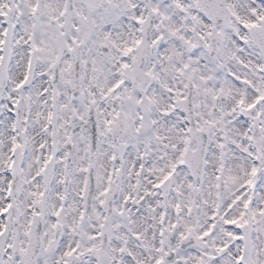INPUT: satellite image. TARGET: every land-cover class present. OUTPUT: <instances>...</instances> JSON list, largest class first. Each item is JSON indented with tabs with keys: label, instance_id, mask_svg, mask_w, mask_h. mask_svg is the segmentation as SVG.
Masks as SVG:
<instances>
[{
	"label": "snow or ice",
	"instance_id": "1",
	"mask_svg": "<svg viewBox=\"0 0 264 264\" xmlns=\"http://www.w3.org/2000/svg\"><path fill=\"white\" fill-rule=\"evenodd\" d=\"M0 264H264V0H0Z\"/></svg>",
	"mask_w": 264,
	"mask_h": 264
}]
</instances>
